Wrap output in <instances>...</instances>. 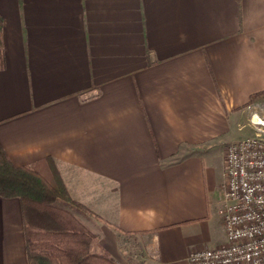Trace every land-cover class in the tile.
<instances>
[{
	"label": "crops",
	"instance_id": "1",
	"mask_svg": "<svg viewBox=\"0 0 264 264\" xmlns=\"http://www.w3.org/2000/svg\"><path fill=\"white\" fill-rule=\"evenodd\" d=\"M0 15L13 164L53 158L124 264L141 235L155 264L224 244L204 240L227 147L222 165L209 156L264 91V0H0ZM0 264H28L19 198L0 196Z\"/></svg>",
	"mask_w": 264,
	"mask_h": 264
},
{
	"label": "trees",
	"instance_id": "2",
	"mask_svg": "<svg viewBox=\"0 0 264 264\" xmlns=\"http://www.w3.org/2000/svg\"><path fill=\"white\" fill-rule=\"evenodd\" d=\"M2 29L0 15V55ZM261 95L253 94L246 106ZM0 196L21 202L28 264H124L77 215L94 212L71 196L53 158L16 166L0 145Z\"/></svg>",
	"mask_w": 264,
	"mask_h": 264
},
{
	"label": "built area",
	"instance_id": "3",
	"mask_svg": "<svg viewBox=\"0 0 264 264\" xmlns=\"http://www.w3.org/2000/svg\"><path fill=\"white\" fill-rule=\"evenodd\" d=\"M255 134L231 142L219 213L226 242L189 255L190 264H264V116L253 115Z\"/></svg>",
	"mask_w": 264,
	"mask_h": 264
},
{
	"label": "rangeland",
	"instance_id": "4",
	"mask_svg": "<svg viewBox=\"0 0 264 264\" xmlns=\"http://www.w3.org/2000/svg\"><path fill=\"white\" fill-rule=\"evenodd\" d=\"M258 114L264 116V95L258 96L254 102L243 111V118L240 122H236L235 131L230 136H223L215 140L212 145L211 154L209 161L216 165H222L221 160L223 159V150L233 141L232 139L238 138L239 136H249L256 132L255 127L251 123L253 115ZM238 123H241L240 127ZM223 185V184H222ZM215 204L212 207L211 218L209 221V237L204 240V244L212 246L222 242H226V230L223 225L222 215L219 213V208L222 201V186L217 190L215 195ZM64 207H69L65 202L58 201ZM148 236L141 235L135 238L124 240L120 245V256L126 264H155L152 261V252L148 247ZM139 263V264H140Z\"/></svg>",
	"mask_w": 264,
	"mask_h": 264
}]
</instances>
